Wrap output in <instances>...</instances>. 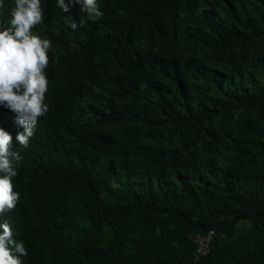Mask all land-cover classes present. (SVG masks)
<instances>
[{
  "label": "trees",
  "instance_id": "16d2710c",
  "mask_svg": "<svg viewBox=\"0 0 264 264\" xmlns=\"http://www.w3.org/2000/svg\"><path fill=\"white\" fill-rule=\"evenodd\" d=\"M97 6L79 26L80 4L41 0L49 110L27 147L0 106L22 264H264V0Z\"/></svg>",
  "mask_w": 264,
  "mask_h": 264
},
{
  "label": "clouds",
  "instance_id": "9594fccd",
  "mask_svg": "<svg viewBox=\"0 0 264 264\" xmlns=\"http://www.w3.org/2000/svg\"><path fill=\"white\" fill-rule=\"evenodd\" d=\"M10 20L0 24V106L9 109L16 117L18 126L24 129L16 136L21 146L27 147L39 119L48 112L45 95L48 77L45 69L49 64L51 41L33 34L32 29L42 23L44 12L41 0H13ZM80 4L82 12L79 26L88 19L98 20L104 13L99 10L97 0H57L63 12L69 5ZM4 7L0 0V8ZM76 23L72 24L75 30ZM13 137L0 128V216L14 210L20 193L14 190L13 178L18 175L16 167L22 159L18 151L12 150ZM0 264H22L27 256L23 242L13 239V229L8 221L0 223Z\"/></svg>",
  "mask_w": 264,
  "mask_h": 264
},
{
  "label": "built area",
  "instance_id": "2783aa9c",
  "mask_svg": "<svg viewBox=\"0 0 264 264\" xmlns=\"http://www.w3.org/2000/svg\"><path fill=\"white\" fill-rule=\"evenodd\" d=\"M214 236L215 231L194 236V242L196 245L195 256L197 259L206 257L209 254Z\"/></svg>",
  "mask_w": 264,
  "mask_h": 264
}]
</instances>
